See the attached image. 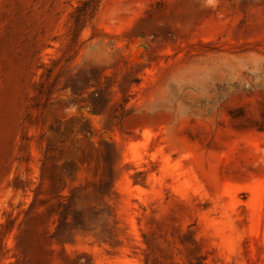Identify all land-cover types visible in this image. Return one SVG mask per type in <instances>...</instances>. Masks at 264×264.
<instances>
[{"label": "rangeland", "instance_id": "374dc122", "mask_svg": "<svg viewBox=\"0 0 264 264\" xmlns=\"http://www.w3.org/2000/svg\"><path fill=\"white\" fill-rule=\"evenodd\" d=\"M0 0V264H264V0Z\"/></svg>", "mask_w": 264, "mask_h": 264}, {"label": "trees", "instance_id": "16d2710c", "mask_svg": "<svg viewBox=\"0 0 264 264\" xmlns=\"http://www.w3.org/2000/svg\"><path fill=\"white\" fill-rule=\"evenodd\" d=\"M93 1H96V0H88L85 2V5L91 7V2Z\"/></svg>", "mask_w": 264, "mask_h": 264}]
</instances>
